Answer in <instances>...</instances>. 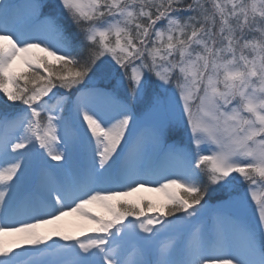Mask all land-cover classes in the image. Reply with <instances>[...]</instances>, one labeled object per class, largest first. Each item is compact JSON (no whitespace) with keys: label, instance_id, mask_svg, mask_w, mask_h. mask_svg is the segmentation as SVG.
Returning <instances> with one entry per match:
<instances>
[{"label":"snow or ice","instance_id":"snow-or-ice-1","mask_svg":"<svg viewBox=\"0 0 264 264\" xmlns=\"http://www.w3.org/2000/svg\"><path fill=\"white\" fill-rule=\"evenodd\" d=\"M0 264H264V0H0Z\"/></svg>","mask_w":264,"mask_h":264},{"label":"rangeland","instance_id":"rangeland-1","mask_svg":"<svg viewBox=\"0 0 264 264\" xmlns=\"http://www.w3.org/2000/svg\"><path fill=\"white\" fill-rule=\"evenodd\" d=\"M38 163L39 161L38 160H33V163H32V166H31V170H35V168L38 166ZM51 163H56L55 161H52ZM144 195H149L153 200L154 202L156 203H159V197L157 194H149V193H145ZM177 215H180V214H177ZM212 215V212L211 210H208L205 214V220L207 221L209 219V217H211ZM171 219V218H170ZM66 231L68 232H77L78 231V226L83 223V221L79 220V218L75 217V216H68V217H65L61 222H60ZM41 232H46L47 231V228H42L40 230ZM6 243L11 246L13 245L15 242H17V238L14 237V236H7L4 238ZM53 241H56L58 242L59 244H64L65 242L60 240L59 237H56L54 236L52 240L48 241L47 243L48 244H52ZM28 247V246H26ZM15 251H18V252H23L24 250L23 249H15ZM25 260H30V259H33L32 257H28V256H25L24 257Z\"/></svg>","mask_w":264,"mask_h":264}]
</instances>
